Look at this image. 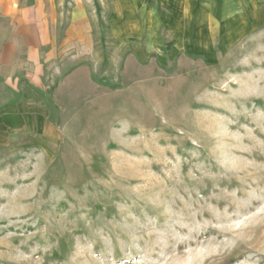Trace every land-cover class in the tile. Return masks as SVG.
<instances>
[{
    "label": "rangeland",
    "instance_id": "obj_1",
    "mask_svg": "<svg viewBox=\"0 0 264 264\" xmlns=\"http://www.w3.org/2000/svg\"><path fill=\"white\" fill-rule=\"evenodd\" d=\"M12 2L40 71L0 17V264H264V25Z\"/></svg>",
    "mask_w": 264,
    "mask_h": 264
},
{
    "label": "crops",
    "instance_id": "obj_2",
    "mask_svg": "<svg viewBox=\"0 0 264 264\" xmlns=\"http://www.w3.org/2000/svg\"><path fill=\"white\" fill-rule=\"evenodd\" d=\"M187 1V0H181ZM190 8L189 12L185 13V16L190 15L192 22L194 15L208 16L206 19L208 22L211 20L210 16H214L216 20H221L224 23L231 22L232 17L242 15L243 20H249V17L256 23L254 27H261L264 25V0H189ZM29 8H24L23 5L20 8L13 6L12 0H4L0 6V17L13 21L14 13L20 11L16 20H14V27L19 28L18 40L15 36L9 37V43L14 45H21V51L23 57L27 58L28 66L31 64L33 69L39 67V51L38 46L41 36H39V23L31 21L29 15ZM18 18V19H17ZM195 20V19H194ZM198 20V19H197ZM192 30H202V27L193 28ZM25 44V46H24ZM27 47L25 52L23 48ZM36 70V69H35Z\"/></svg>",
    "mask_w": 264,
    "mask_h": 264
}]
</instances>
